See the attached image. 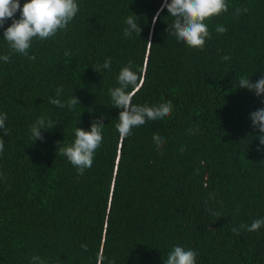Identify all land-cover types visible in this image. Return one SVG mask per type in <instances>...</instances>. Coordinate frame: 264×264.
I'll use <instances>...</instances> for the list:
<instances>
[{"label":"trees","instance_id":"1","mask_svg":"<svg viewBox=\"0 0 264 264\" xmlns=\"http://www.w3.org/2000/svg\"><path fill=\"white\" fill-rule=\"evenodd\" d=\"M163 2L77 0L67 31L33 40L35 60L10 53L3 32L11 19L0 28V56L10 55L0 60L8 129L0 130V264H32L33 256L98 264L101 255L102 264H163L177 245L195 250L196 264H264V226L240 228L264 218V150L250 119L264 95L239 87L242 76L264 77V0H226L228 11L205 21L211 38L202 50L168 34L167 8L153 25ZM236 8L248 11L237 16ZM132 14L140 37L124 36ZM220 25L226 33L216 32ZM106 58L111 68L94 71ZM129 62L138 74L132 103L171 101L173 111L122 139L108 90ZM57 88L59 99L75 95L80 105L49 103ZM41 116L57 125L34 143L30 125ZM100 117L102 144L79 175L56 155L58 144H71L76 127L90 131Z\"/></svg>","mask_w":264,"mask_h":264},{"label":"clouds","instance_id":"2","mask_svg":"<svg viewBox=\"0 0 264 264\" xmlns=\"http://www.w3.org/2000/svg\"><path fill=\"white\" fill-rule=\"evenodd\" d=\"M165 8L168 10V16L173 18L172 23L167 25L168 34L175 37L179 42L186 43L190 48L202 50L206 39L211 38L205 21L227 12L228 4L226 0H170V2L164 0L153 17V25ZM18 11L20 17L16 19L15 14ZM247 11V8H236L235 14L239 16L242 12ZM78 12L77 0H26L22 7L20 0H0V28L4 26L7 20H12L11 25L4 29L3 39L7 41L10 53H18L27 56L30 60H35V55L29 56V49L33 40L45 41L54 38L58 32L67 31L68 25ZM139 19L134 14L127 17L125 21L127 26L123 30L125 37H132L133 34L140 37L142 29L138 24ZM215 30L220 34L227 31L222 25L217 26ZM65 55L71 56V53L66 51ZM9 59L10 55L0 56V60L5 63ZM223 59L227 61L230 57L224 56ZM110 68L111 58H106L102 65L95 66L93 70L100 72L102 69L107 70ZM137 82L138 74L132 70V64L129 62L127 66L121 68L118 74V86L108 90L112 107L120 109L116 129L122 139L132 135L134 127L142 126L147 121L168 118L173 111L171 101L160 103L157 106L133 104L132 93L129 89H135ZM239 87L253 91L257 97H261L264 95V77L253 82L252 79L242 76L239 79ZM62 92V88H57L56 98H50L49 103L60 108L67 106L69 109H74L77 105H80L79 98L75 95L67 101L59 99ZM250 119L252 127L259 133L257 150H264V108L251 112ZM6 120L7 114H0V130L3 131L4 136L8 134ZM56 125L46 117L37 118L29 129L34 143L37 140H44L42 129L47 131L46 129H52ZM104 127L103 117L93 120L90 131L76 127L74 129V141L71 144L62 145L59 143L56 155L66 157L77 169L78 174L83 175L86 169L91 168L95 151L102 144ZM191 131L189 129V132ZM153 141L158 148H162L165 143L157 133L153 134ZM3 151L4 141L0 138V153H3ZM2 177L3 174L0 173V178ZM262 226H264V218L254 220L250 226L241 224L240 228L253 232L259 230ZM238 231V229L233 228L234 233H238ZM81 247L87 251L86 244H82ZM197 255L198 253L195 250L177 245L168 252L163 264H196ZM31 259L32 264H43L39 256H33ZM106 259L107 257L99 256L98 264H102V261ZM108 264H113V262L108 261Z\"/></svg>","mask_w":264,"mask_h":264}]
</instances>
